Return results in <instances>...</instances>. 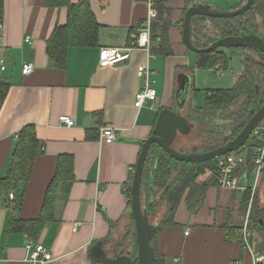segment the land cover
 <instances>
[{"label": "crops", "instance_id": "crops-1", "mask_svg": "<svg viewBox=\"0 0 264 264\" xmlns=\"http://www.w3.org/2000/svg\"><path fill=\"white\" fill-rule=\"evenodd\" d=\"M70 1L77 4L81 0ZM87 1L100 27L98 44L93 48H70L66 66L59 70L46 54V43L56 26L66 24L67 9L50 8L47 0H3L0 82L8 83L9 89L0 107V180L6 176L15 136L22 128L34 126L44 147L34 160L21 204L6 209L0 192V264H27L25 244L29 239L22 233L7 232V224L11 218L23 221L39 218L60 156L72 158L74 181L68 195L60 196L56 202L55 220L47 223L33 242L50 252L53 260L47 264H93L89 250L98 242L107 252L130 251L132 257L136 256L127 188L128 184L131 187L132 171L142 144L152 136L161 110H175L177 105H182L180 114L192 123L191 90L195 78L198 80V70L195 68V77L190 52L183 44L184 14L198 3L210 4L218 12H230L243 7L247 0H167L165 6L171 10L172 27L168 36L172 54L153 56L145 49H135L127 61L109 67L99 65L100 49L127 44L128 34L137 30L148 16V0ZM254 35L263 38L259 33ZM26 37L29 42L25 41ZM234 53H239L240 58L238 65H232V88L244 74L248 52L233 50L231 54ZM254 56L259 59L261 55L256 52ZM195 61L196 58L194 67ZM29 63L34 71L23 76L22 67ZM141 65H147L153 73L156 101H147L136 109ZM179 74L190 78L191 89L185 93L179 90ZM211 90L206 92L220 89ZM61 116L71 118L74 126H61L58 122ZM103 127L118 129L119 139L111 144L100 141L99 130ZM189 135L179 136L185 141ZM211 178L210 171H206L196 184ZM212 182L197 210L188 208L187 190L173 214L172 224L168 225L162 224L167 210L164 205L161 218L151 222L154 201L151 190L148 202L145 201L146 208L150 207V223L157 228L151 245L163 264H175L174 260H178L177 264H253L252 256L261 252L263 234L250 227L251 224L248 229L252 252L244 251L239 240L247 214L242 206L245 190H240V185L237 190L221 189ZM248 183L246 180L245 186ZM253 198L256 208L264 211V171ZM130 226L135 243L122 246L125 236H131L127 235Z\"/></svg>", "mask_w": 264, "mask_h": 264}, {"label": "trees", "instance_id": "trees-1", "mask_svg": "<svg viewBox=\"0 0 264 264\" xmlns=\"http://www.w3.org/2000/svg\"><path fill=\"white\" fill-rule=\"evenodd\" d=\"M151 1L155 10V18L151 24L149 53L153 56H170L172 52L168 33L172 27L171 10L165 6L167 0ZM47 6L50 8L65 7L67 9L66 24L56 26L46 43V54L50 62L56 69L62 70L66 66L67 52L70 48H93L97 46L100 27L87 0H81L77 4L71 3L70 0H47ZM2 15L3 0H0V24ZM253 18H259L264 29V0H254L252 7L246 14L231 19L194 17L190 23L192 43L196 48H207L219 39L245 36L246 27H251L250 22ZM245 19H248L246 23ZM205 21L212 25L213 36L208 37L203 34L207 38V43L199 44L203 28L199 30L195 23L200 25ZM262 37L264 40V35ZM233 50L235 49H229L230 52ZM236 50L244 52V49ZM247 52V57L244 59V74L237 81L235 87L230 90L206 92V105L200 109H191L205 117L204 115L212 113L222 114L226 108H233V111L226 117L229 121V135L223 138L210 136L201 145V151L194 149L191 151L192 154L212 151L233 140L263 104L264 58L260 54L261 56L257 59L254 56L256 52L252 50H247ZM195 58L197 70L214 69L216 66L222 72L228 69L229 58L223 49L215 50L209 54H195ZM8 89V83L0 82V107ZM263 124L264 120L259 125ZM16 136L8 171L5 178L0 180V192L6 209H13L21 204L25 187L31 177L34 160L43 152L44 147L43 142L36 136L34 126L22 128ZM254 146V139L250 137L249 141L239 149V152L246 154V161L235 174L239 177L244 176L247 181L252 176ZM214 169V160L197 164L177 162L158 146L153 145L145 162L140 188L141 199L147 197L148 202V196L152 190L153 198L156 200L153 201L151 213L157 209L159 204L166 206V217L162 224H172L173 214L187 190H189L188 208L193 209L195 207L194 209L197 210L200 207L204 192L213 180L211 178L208 182L198 184H196V180L203 176L206 171L212 172ZM73 181L72 158L60 156L55 175L47 187L39 218L27 221L11 218L7 224V232L25 234L30 241L36 242L43 227L55 220L56 202L60 196L68 195ZM212 183L214 184V182ZM9 194L13 195L12 200L9 198ZM127 194L130 197V184H128ZM250 198L251 192L247 188L242 198V206L245 211ZM259 220L262 222L261 228L258 227ZM249 224L254 230L262 233L264 237V211H259L256 208L254 198L249 212ZM152 264H163L158 254H155Z\"/></svg>", "mask_w": 264, "mask_h": 264}, {"label": "water", "instance_id": "water-1", "mask_svg": "<svg viewBox=\"0 0 264 264\" xmlns=\"http://www.w3.org/2000/svg\"><path fill=\"white\" fill-rule=\"evenodd\" d=\"M254 0H247L243 7L230 11L218 12L210 4H195L188 8L184 14L182 26V40L186 49L193 54H209L218 49H244L252 50L261 54L264 58V40L257 35H245L240 37H227L213 42L207 48L194 47L191 40L190 23L194 17H203L210 19H231L246 14L252 7ZM179 90L185 93L190 87V78L185 74H179L177 77ZM179 92V91H178ZM182 105H177L175 110H161L152 133L141 147V151L132 175L130 187V206L134 222L136 238V256L132 257L130 251L125 254H117L113 251L107 252L103 249L101 242L96 243L90 250V257L93 264H152L155 257L151 242L157 232L155 225L150 223L149 209L142 206L141 202V181L145 162L149 151L153 145L158 146L164 153L177 162L186 163H205L213 161L226 154L233 153L241 149L250 139L253 131L264 120V102L258 108L256 113L250 118L243 130L231 141L212 151L200 154L182 153L173 148L175 140L180 136H187L194 127L184 116L180 114ZM246 185V178L242 177L240 186ZM262 222L258 221V227L261 228Z\"/></svg>", "mask_w": 264, "mask_h": 264}, {"label": "built area", "instance_id": "built-area-1", "mask_svg": "<svg viewBox=\"0 0 264 264\" xmlns=\"http://www.w3.org/2000/svg\"><path fill=\"white\" fill-rule=\"evenodd\" d=\"M149 12L144 23L140 27L128 34V42L122 47H104L99 51V65L101 67L114 66L123 63L128 60L129 54L135 49H145L149 52L150 49V30L151 24L154 20L155 10L153 8V3L148 0ZM1 30V25H0ZM26 42H29V38H25ZM2 65V62H0ZM2 70L4 67H1ZM214 72L216 76H221L222 71L218 66L214 67ZM34 71V66L32 64H25L22 67V75H30ZM138 75L140 78V89L136 95L134 107L140 109L143 105L150 101L154 103L156 101V92L153 89L154 82L151 77L153 75L152 71L147 65H141L138 70ZM61 126L67 128L73 127L74 122L71 118L67 116H61L58 120ZM118 129L112 127H103L99 130L100 141L111 144L119 139ZM251 137L254 139V150L252 154L253 158V183L250 187L251 198L247 207V214L244 220V225L239 231V240L244 251L252 252L250 246L251 233L248 229L249 224V212L251 208V203L253 199V194L257 188V182L259 177L264 171V124L258 125V127L253 131ZM17 136H15L16 140ZM246 161V154L238 151L226 154L214 160L215 169L211 172L210 176L213 177L214 184L221 189L237 190L239 189L240 179L242 177L237 176L235 173L239 167L243 166ZM134 170L132 171V175ZM249 188L245 186L240 190H246ZM9 198L12 200L13 195L9 194ZM79 224L75 225L74 231L77 230ZM188 232L186 233V235ZM26 251H27V264H47L50 263L53 258L50 252L41 244L33 243L30 240L26 241ZM253 264H264V243L262 245V250L258 255L252 256ZM178 260H174L177 264ZM236 264H242L241 262H236Z\"/></svg>", "mask_w": 264, "mask_h": 264}, {"label": "rangeland", "instance_id": "rangeland-1", "mask_svg": "<svg viewBox=\"0 0 264 264\" xmlns=\"http://www.w3.org/2000/svg\"><path fill=\"white\" fill-rule=\"evenodd\" d=\"M246 21H248V19H245V23ZM250 25L251 27H246V35L257 34V33H259V35H264V29L262 28L261 20L259 18L251 19ZM195 26H197L199 30L203 28L199 44L207 43V38H205L204 35L208 37L213 36L212 25L208 21H205L204 23H201L200 25L195 23ZM204 27H205V30H204ZM223 50L225 54L227 55V57L229 58V63H228L229 68L226 71H223L220 77L215 75L213 69L198 70L197 72L198 80H196L195 78V81H194L195 87L192 86V90H191L192 97H193V100L191 102L192 107L200 109L201 106L206 105L205 104L206 103V100H205L206 90H210V91H212L211 89L221 90V89L232 88L234 86L233 84L230 83V78L233 77V72H232L233 66L232 65L239 64L238 60L240 58V54L239 53L231 54L232 52H230L229 50L227 49H223ZM189 55H190V58H192L191 69L192 71H194V74H195L196 73V70L194 67L195 55L192 54L191 52L189 53ZM197 73L195 74V77H197ZM231 111H233V108H226L225 111L222 112V114L212 113L209 115H204L205 117H203V116H200V114L195 113V111L190 110V112L193 113L192 116L190 117V121L195 126L193 127L192 133L189 135L188 139L186 138L188 142L186 140L184 141L183 140L184 138L179 136L177 141L174 143L173 148L177 151H181L185 153H188V151L191 152L194 149H197L200 152L201 145L210 136L213 135V137L216 136L218 138L226 137L227 135H229V121L227 120L226 117L228 114L231 113ZM190 143H192L191 146H189ZM194 143L197 146L195 145L193 146ZM252 182H253V176L249 178V183H248L249 186L251 185ZM154 200H156V198ZM145 201H147L146 198L142 199V205L146 208L147 202ZM163 209H164V206L162 204H159L157 209H155V211L151 214L152 223L153 222L155 223V221L157 222L158 219L161 218V215L163 214ZM133 232H134L133 228L132 226H130V229L127 235H131V236H125L121 244L122 246L129 245V243H132V242L133 244L135 243ZM128 237L129 238L131 237L130 240L128 239Z\"/></svg>", "mask_w": 264, "mask_h": 264}]
</instances>
